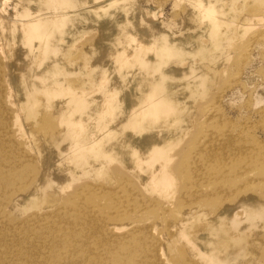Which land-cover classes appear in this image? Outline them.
<instances>
[{"label": "rangeland", "instance_id": "1", "mask_svg": "<svg viewBox=\"0 0 264 264\" xmlns=\"http://www.w3.org/2000/svg\"><path fill=\"white\" fill-rule=\"evenodd\" d=\"M20 2L0 0L14 26L0 22V264H264V0H116L101 17L68 0L66 24L30 47L22 20L59 0ZM119 28L153 56L147 86L123 77L135 60L109 64ZM104 101L74 120L73 102ZM147 156L186 164L184 186L151 181ZM231 207L219 250L201 247L202 222Z\"/></svg>", "mask_w": 264, "mask_h": 264}, {"label": "bare ground", "instance_id": "2", "mask_svg": "<svg viewBox=\"0 0 264 264\" xmlns=\"http://www.w3.org/2000/svg\"><path fill=\"white\" fill-rule=\"evenodd\" d=\"M43 1H48V0H43ZM65 1H68V0H59V3L55 4L54 6L51 5V7L49 6V8H47L46 11L44 12V13H46V15L42 16V17L39 16L36 19V21H34L33 23L26 21V19L22 20L24 23L21 25V27L19 29L16 30V28H15V30L23 34L22 41H23L24 45H27L29 47L33 46L32 41L35 40L36 38L41 37V36H39V33H40L39 27L40 26H41V28H43V34H44V36L42 38H47L50 35H54L57 31L60 30V27L62 25L66 24L67 13L69 11H71V8H70V6H68L65 3ZM113 1H116V0H85V2L78 4L76 6V8L77 9L91 8L90 10H92V15H91L92 17H98V16L101 17L105 14V9L103 7H101V5H106L107 3L113 2ZM3 7H5V6L0 5V10H1L0 22L3 26L2 33H5L9 29L14 28V26L8 24V22L6 21L7 19H6L5 10L3 9ZM7 8H9L8 5H7ZM18 8H19V10L22 8V3L20 2V0H17L16 6H14V10L16 11L17 15H21L22 13L19 12ZM35 13H37L35 10H29V11H25L24 15H25V18L34 17ZM249 18L250 17H245L244 19L247 20ZM27 25L28 26L32 25V26L28 27ZM245 26H247V25L244 24L243 27H245ZM123 31H126V30L123 28H119L117 30V32L113 31L114 32L113 34H116L117 37L110 41L111 45H109V48H110L111 54H110V58H109L110 59L109 64H110V66H111V64H113L114 66L115 65L117 66V62L115 63L114 56H116V54H120V53L124 54L130 60H135L134 69H130V70H127L125 72L122 69L124 67V65L122 63H120L119 69L123 70L125 72V74L123 75L124 78L129 77V78H134L136 80H140L141 82H144L145 85L147 86V67H145L144 65H145L146 61H147L148 66L150 65L149 63H151V65H152L153 56L149 52H147L149 49L148 47H147V51H146L145 48L139 50V49H136L134 46H130V45L121 46L120 44H118L117 41L123 42L124 40L130 39V35L128 32L125 33L126 35H122L121 32H123ZM111 33H109V36ZM38 56H39V58H41L40 61H43L42 59L45 58L47 56V54L43 51H40ZM34 66L37 69H46L47 68V66H42L40 62H37V64H34ZM137 67H139V68H137ZM142 68H145L146 70L142 69ZM32 86H33V83H32ZM30 90H32V88H30ZM25 91H26V89H25ZM25 93H24V95H25ZM26 94H28V93H26ZM115 94L113 95V97L115 96ZM30 96H31V94H30ZM76 96L80 97V96H82V94L80 93L79 95H76ZM26 97H27V95H26ZM142 97L147 98V93L143 94ZM10 102H12V101H10ZM12 103L14 105V102H12ZM107 103L108 102L104 101L102 105H99V108L97 106V110L96 109L91 110L83 102H81V103H74L73 102L70 105H72V108H74V110H75V107H77L79 105V107H77V108H79V110L75 111V114L77 116H76V118H74V120H77V118H81L82 121H85V119L91 118L90 117L91 114H92V116L93 115H95V116L101 115L102 116L103 113L105 112V105H107ZM134 103H142V100H138L137 102H134ZM154 103H157V102H154V100H153L152 102L147 103V100H146L144 107L145 108H147V107L151 108L154 105ZM108 108H109V106H108ZM67 109H69V107H67ZM88 125L89 126L87 127V130H86V132H84V134L89 136V139L91 140V142L94 145L99 144L101 141V137L98 135V132H99V129H101V126L97 123L88 124ZM81 128L83 130V126ZM127 140L131 143V140L129 138H127ZM149 141L150 140L147 139V141L143 142V144L147 145V143L148 144L150 143ZM125 143H127V142H125ZM149 146L154 147V144L151 143V144H149ZM107 152L109 153L108 155H110L113 159H116L118 157V154L120 153V151L118 149H113V148H110ZM147 152H148V150H147ZM76 153H77V155H80L83 152H76ZM128 157L129 158L127 160H130V161L134 160V162H136L137 164H140L144 161V158H143V156H141L140 153H139V155H138V153H130V154H128ZM147 162L151 164V172H149V174H148V178L151 181H153L155 179H163L164 180L166 177H168L167 175L170 174L171 176L178 177V187L184 186V184H182L185 182V176H184L183 172L188 171V167L186 164L184 166L182 165V167L179 170H176L174 167V164H172L170 167L167 168L164 160L163 161H155V160H152L150 158V156L149 157L147 156ZM156 172H158V173H156ZM181 184H182V186H181ZM147 186H149L148 183H147ZM186 186H187V184H185V189H186ZM13 205H16V203L13 202ZM13 205H12V207H13ZM259 208L263 209V204L262 205L259 204ZM231 209H233V207L223 210L224 211L223 214L217 213L213 216L206 218L205 221L202 222V225L204 226L203 227L204 232L202 234L204 235V237H207L209 239L208 245L210 244V246H205L204 243L202 244L199 242V245L201 247L203 246L208 251H218L219 250V243L221 241V237L223 234H225V231H226L224 225H226L225 223H226L227 219L231 216V213H230ZM177 229L179 232H182L183 226L179 225V227ZM114 230H116V228H114ZM211 240H214V242H212ZM211 242L213 244H211ZM195 245H196V242H195ZM130 247H133V246L130 245ZM133 255L135 256L134 253H133ZM206 259H209V258L206 256ZM203 260L205 262H207V260H205V258Z\"/></svg>", "mask_w": 264, "mask_h": 264}]
</instances>
